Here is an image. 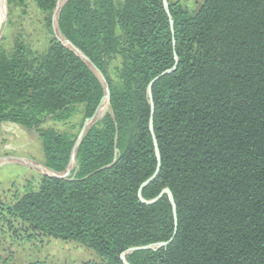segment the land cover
Returning <instances> with one entry per match:
<instances>
[{"label":"trees","instance_id":"1","mask_svg":"<svg viewBox=\"0 0 264 264\" xmlns=\"http://www.w3.org/2000/svg\"><path fill=\"white\" fill-rule=\"evenodd\" d=\"M167 1L34 0L48 45L0 47V130L39 133L48 169L37 187L0 198V217L21 221H8L19 249L24 233L97 257L61 262L10 246L3 264H264V0ZM79 106L78 133L44 126ZM156 141L162 165L141 197ZM166 188L177 228L168 193L149 203Z\"/></svg>","mask_w":264,"mask_h":264},{"label":"rangeland","instance_id":"2","mask_svg":"<svg viewBox=\"0 0 264 264\" xmlns=\"http://www.w3.org/2000/svg\"><path fill=\"white\" fill-rule=\"evenodd\" d=\"M200 0H188L186 5L195 10ZM3 33L0 37V47L11 52L17 41L24 40L33 49L43 50L53 37L51 28L47 25L45 14L37 7L34 0H0V28ZM120 60H114L108 67L109 74L114 81L118 80ZM108 101L101 106L97 118L100 120L108 111ZM83 107L79 106L77 112L68 121H56L48 118L46 127H55L78 133L82 129ZM48 169L44 165V155L41 147L39 133L28 130L16 123H3L0 130V198L9 202L16 195L25 190L37 187L43 174ZM12 227L21 229V221L10 217L6 213L0 217V264L1 256L6 248L14 246L21 256L38 255L53 260L84 261L97 259L95 252L74 241L60 240L53 237L31 238L24 233L20 249L15 246L17 241L11 237ZM22 250V251H21Z\"/></svg>","mask_w":264,"mask_h":264},{"label":"water","instance_id":"3","mask_svg":"<svg viewBox=\"0 0 264 264\" xmlns=\"http://www.w3.org/2000/svg\"><path fill=\"white\" fill-rule=\"evenodd\" d=\"M165 4H166V6H168V1H167V0H165ZM2 33H3V26L0 28V37H1ZM176 58H177V56H176ZM175 67H176V66H174V68H171V69H169V70H166L165 72L162 73V75L171 72L173 69H175ZM159 77H160V76H158L157 78H155V79L151 82V84H150V86H149V92H150V96H151V98H152V86H153L154 82H155ZM154 110H155V108H154L153 99H152V116H151V121H150V128H151L152 133H154V117H153V116H154ZM92 119H93V118H91V120H92ZM88 121H89V120H87L86 122L88 123ZM84 130H85V128H84ZM84 130H83V132H84ZM83 132H82V134H83ZM156 148H157V155H158V167H157V170H156L155 174H154L151 178H149L148 180H146V181L142 184V186H141V188H140V191H139V195H140L141 197H142V189H143V187H145L147 184H149L152 180H154V179L157 177V175L159 174V171H160L161 165H162L161 153H160V150H159L158 142H157V141H156ZM165 193H168V194L170 195L171 202H172L173 207H174V213H175V218H176V228H177V224H178V221H177V205H176V202H175L174 195H173L172 191H171L169 188L164 189V190H163V191H162V192H161L156 198H154V199H152L151 201H149V203L157 201V200L160 199ZM172 239H173V238H172ZM172 239H171V240H172ZM171 240H170V241H171ZM170 241L162 242V243H160V245H161V246H163V245H167Z\"/></svg>","mask_w":264,"mask_h":264}]
</instances>
